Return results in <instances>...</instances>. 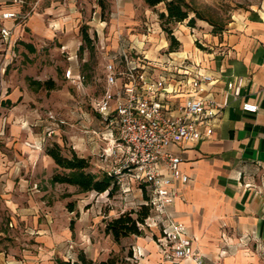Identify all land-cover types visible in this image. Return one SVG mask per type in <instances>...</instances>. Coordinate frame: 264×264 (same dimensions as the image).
I'll list each match as a JSON object with an SVG mask.
<instances>
[{"label":"rangeland","instance_id":"rangeland-1","mask_svg":"<svg viewBox=\"0 0 264 264\" xmlns=\"http://www.w3.org/2000/svg\"><path fill=\"white\" fill-rule=\"evenodd\" d=\"M28 1L29 5L39 4L36 8L38 14L42 11L40 8L54 3L51 20L44 22L40 18L38 22L45 23L52 30L51 48L55 49L49 52V47L41 44L40 40L34 41L30 35L36 32L32 27L28 28L15 48L19 62L14 60L6 72L15 70L21 75L31 68L47 80L57 66L58 75L53 90L28 91L17 101V118L13 121L19 129L29 128L37 136V141L31 144L33 149L45 151L46 147L57 143L63 155L70 156L74 151L78 156L88 158L92 168L101 172H111L117 164L113 158L105 156L104 150L109 146L103 139L106 128L94 110L104 86L103 63L97 50L98 37L108 38L110 43L115 39L133 45L143 41L140 53L148 55L149 52L150 58H154L151 56L169 53L170 32L174 37H184L193 51L197 48L203 53H211L215 49L212 44L215 37L219 38L234 19L246 12L264 11V0H185L190 9L201 17L196 16L190 26L188 20L194 16L191 11L183 22L169 23L158 17L164 12L163 4L150 8L143 0ZM101 20L105 24L99 26ZM83 33L92 38L91 44H85ZM163 38L167 40L164 48L161 46ZM29 41L37 45V49L30 53L31 59L26 55L23 60L21 53L25 45H32ZM63 44L70 46L62 50ZM181 45L183 42H179L175 51L180 52ZM71 52L75 56L73 64L67 60ZM137 55L132 53L133 57ZM71 65L82 76L77 83H71L67 78L66 69ZM30 87L35 89L37 86ZM17 137L23 139L20 134ZM24 144L30 146V143ZM47 184L38 181V185L32 186L36 195L32 203L25 200L28 192L24 190L25 196L19 197L15 211L3 215L2 227L9 232L0 241V247L5 249L0 254V264L130 263L126 260L131 253L129 241H121V238L115 242L104 229L108 221L120 214L139 209L137 203L142 202L143 195H146L139 185L127 184V193L120 189L108 196L106 193H83L65 185L50 189ZM44 190H48L46 195L41 194ZM147 234L148 231L143 230L138 237Z\"/></svg>","mask_w":264,"mask_h":264},{"label":"crops","instance_id":"crops-1","mask_svg":"<svg viewBox=\"0 0 264 264\" xmlns=\"http://www.w3.org/2000/svg\"><path fill=\"white\" fill-rule=\"evenodd\" d=\"M38 5H29L28 0L21 5L0 0V13L28 14L22 22L4 21V25L12 30L11 40L5 44L0 39V241L9 232L2 227L3 215L15 211L19 197L25 196L24 190L28 192L25 200L32 203L36 196L32 186L38 185V181L46 186L49 183L50 189L64 185L77 188L51 183L52 176L60 169L45 151L31 147L38 139L31 129H19L13 121L17 118V101L22 96L28 91H51L54 88L47 90L39 83L57 81V66L47 80L31 68L21 75L15 70L6 72L14 60L19 62L15 48L28 28L32 27L36 32L30 35L34 41L40 40L41 44L49 47V52L55 49L51 48L52 30L45 23L38 22L40 18L44 22L51 20L54 3L40 8L39 14L36 10ZM100 23L99 26L105 24L102 20ZM175 37L183 45L180 52H170L173 56L199 61L203 71L219 78L212 88L217 100L226 81L242 77L244 82L242 98L231 101L219 116L211 137L172 147L173 153L182 156L180 167L189 181L180 187L183 199L170 206L169 212L175 220L183 223L194 249L204 256L205 264H264V11L246 12L234 19L219 38L215 37L212 42L215 49L211 53H203L197 48L193 51L184 37ZM106 40L113 47L118 45L116 39L111 43L108 38ZM161 41L164 48L167 40L163 38ZM29 42L32 45H25L22 50L23 60L26 55L31 59L30 53L37 49V45ZM142 45L143 41L135 44L139 53ZM69 46L63 44L62 50ZM158 54L150 58L148 52L145 56L156 60L162 57ZM67 60L74 63L72 52ZM66 74L71 83H77L82 77L72 65L66 69ZM30 85L37 87L32 89ZM184 95L180 91L171 94L170 99L176 104L183 101ZM243 101L257 104V113L242 111L240 104ZM19 134L23 139L17 137ZM47 193L48 190H44L41 194ZM123 239L131 244V253L126 258L129 264H194L189 259H165L149 232L145 237H124L121 241ZM2 251L5 249L0 247V254Z\"/></svg>","mask_w":264,"mask_h":264},{"label":"built area","instance_id":"built-area-1","mask_svg":"<svg viewBox=\"0 0 264 264\" xmlns=\"http://www.w3.org/2000/svg\"><path fill=\"white\" fill-rule=\"evenodd\" d=\"M9 1L13 5L24 3ZM27 16L12 11L0 13L2 42L9 44L12 35L4 21L22 22ZM97 50L103 61L104 86L94 110L106 128L103 139L109 146L105 156L117 164L104 173L117 179L123 193L131 183L145 191L146 198L139 205L148 206L150 214L139 227L154 238L165 259L205 264L183 223L169 212L170 206L183 199L180 187L189 181L180 167L182 156L171 149L211 137L219 116L231 101L242 98L244 79L226 81L217 100L212 88L219 78L203 71L199 61L170 52L152 60L141 56L133 44L119 41L113 47L103 37H98ZM132 53L138 55L133 57ZM180 91L184 99L174 104L170 95ZM240 106L247 113L258 111V105L248 101ZM137 255L141 257L139 252Z\"/></svg>","mask_w":264,"mask_h":264},{"label":"trees","instance_id":"trees-1","mask_svg":"<svg viewBox=\"0 0 264 264\" xmlns=\"http://www.w3.org/2000/svg\"><path fill=\"white\" fill-rule=\"evenodd\" d=\"M145 4L152 8L159 4L164 5V12L159 13V20L166 22L181 23L189 17V12L194 13V16L189 18L190 26L194 24L195 18L201 19L198 13L191 10L185 0H143ZM168 40L170 42L169 52H175L179 42L168 32ZM83 40L85 44L89 45L92 40L87 33H83ZM43 85L47 90L54 88V82L48 80ZM45 153L54 161L60 172H56L52 178L51 183L67 184L76 186L80 192H95L98 194L106 193L111 196L114 192L120 190L117 179L114 176L108 175L99 170H94L88 158L78 156L74 151H71L70 156H65L61 153L60 146L55 143L51 147H46ZM143 198H146L145 194ZM150 214V208L146 205H139L136 211H129L120 214L118 217L108 221L105 225L104 232L106 235H111L115 242L121 238L130 235L140 236L143 229L139 224H143L144 219ZM135 216V217H134ZM84 261V259L82 258ZM64 264V263H61ZM100 264H107L102 262Z\"/></svg>","mask_w":264,"mask_h":264}]
</instances>
